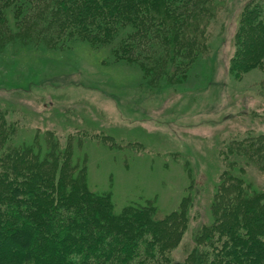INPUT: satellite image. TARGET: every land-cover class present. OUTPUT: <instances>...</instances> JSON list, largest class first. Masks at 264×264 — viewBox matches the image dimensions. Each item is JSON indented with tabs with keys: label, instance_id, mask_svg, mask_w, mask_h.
I'll return each mask as SVG.
<instances>
[{
	"label": "trees",
	"instance_id": "trees-1",
	"mask_svg": "<svg viewBox=\"0 0 264 264\" xmlns=\"http://www.w3.org/2000/svg\"><path fill=\"white\" fill-rule=\"evenodd\" d=\"M217 1L0 0V27L54 48L83 43L108 53L107 63L139 65L146 83L158 85L186 78ZM243 11L235 69L245 73L263 64L264 0ZM17 123L0 108V264H264V189L247 169L264 173V145L222 152L226 165L205 221L178 261L171 250L207 181L193 177L179 208L162 217L150 199L119 208L112 189L90 186L87 146L75 148V135L63 142L54 131L35 133L20 146Z\"/></svg>",
	"mask_w": 264,
	"mask_h": 264
},
{
	"label": "rangeland",
	"instance_id": "rangeland-1",
	"mask_svg": "<svg viewBox=\"0 0 264 264\" xmlns=\"http://www.w3.org/2000/svg\"><path fill=\"white\" fill-rule=\"evenodd\" d=\"M249 1L215 2L186 78L172 83L160 78L158 85L146 83L139 65L107 63L108 53L79 42L61 48L50 40L49 45L43 40L46 46L29 43L8 36L5 23L0 108L18 121V145L35 133L54 131L63 142L75 135V148L87 146L92 188L112 189L119 208L150 199L160 217L179 208L193 177L207 181L171 250L174 259H184L222 177V152L244 142L264 145V60L245 73L235 69L239 22ZM247 169L264 189L262 169Z\"/></svg>",
	"mask_w": 264,
	"mask_h": 264
}]
</instances>
